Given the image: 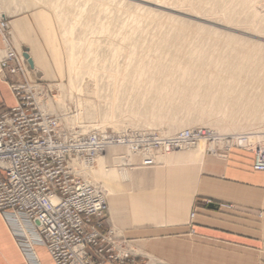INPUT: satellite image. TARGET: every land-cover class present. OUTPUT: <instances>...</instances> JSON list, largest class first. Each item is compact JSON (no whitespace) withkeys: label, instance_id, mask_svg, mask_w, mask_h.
I'll list each match as a JSON object with an SVG mask.
<instances>
[{"label":"rangeland","instance_id":"1","mask_svg":"<svg viewBox=\"0 0 264 264\" xmlns=\"http://www.w3.org/2000/svg\"><path fill=\"white\" fill-rule=\"evenodd\" d=\"M38 1V7L34 9L28 8L24 0H0V20L8 21L13 15L35 10L51 25V20L43 10L50 3L59 15L54 25L63 56L72 53L81 61L75 94L68 99L71 103L66 100V109L64 108L65 115L68 113L72 116L65 117L60 110H49L51 108L46 107L45 98L42 109H48V114L63 115L68 123L75 124V130H79L80 123L103 124L105 119L110 118L106 127L108 130L127 126L172 135L174 131L200 126L209 127L219 136L253 134L256 141L264 144V121L261 124L262 121L254 120L247 129L231 128L227 131L220 126L219 131L215 122L209 126L195 122L199 115L210 113V94L220 89L221 84L225 83L224 79L230 75L245 76L252 73L246 62L242 71L236 67L240 52L230 43L233 39L228 36V40L226 36L232 33L230 36L234 34L236 39L239 37L243 40L244 37L243 42H246V38L251 39V43L263 44L264 27H261L262 21L259 18L264 16V1L259 0L251 8L243 6L239 0ZM234 10L237 11L236 15ZM231 13L234 14L233 21L226 16ZM7 25L9 29L8 22ZM64 34L65 49L60 44V36ZM221 34L227 41L224 42ZM185 38L186 44L181 45ZM26 59L34 69L33 62L29 57ZM64 67L63 63V74ZM259 73L264 72L258 70L257 74ZM122 74H127V77L122 79ZM240 79L241 81L235 82V78H231L229 84L236 95L243 89H246L247 94L253 95L251 92L254 86L257 87L261 82L258 78ZM65 80V75L56 82L38 78V84L43 92L49 84ZM198 87L200 96L194 99ZM73 99L78 103L83 102L85 113L93 108L95 119H80L77 113L81 110L72 103ZM205 145L204 152L208 147L207 142ZM213 145L211 142V146ZM193 152L194 150H181L175 154L183 153L190 161ZM200 152L203 156V148ZM219 153L224 155L227 152ZM127 155L126 147L114 146L103 156L108 166L122 168L123 160L129 162L126 168L131 172V169L143 168L140 157L135 161L136 157L129 159ZM123 156L125 159H121ZM159 166L162 164L157 165ZM101 223L103 224L99 229L105 233L111 228L117 230L110 245L113 254L126 251L130 260H150L149 255L137 248L135 242L124 237L126 228H134L133 226L115 224L109 212ZM128 259L121 264L129 261Z\"/></svg>","mask_w":264,"mask_h":264},{"label":"crops","instance_id":"2","mask_svg":"<svg viewBox=\"0 0 264 264\" xmlns=\"http://www.w3.org/2000/svg\"><path fill=\"white\" fill-rule=\"evenodd\" d=\"M7 22L8 44L24 59L29 79L62 80L55 25L35 10ZM5 44L0 31V59ZM19 80L21 76L0 70L3 109L16 104L9 82ZM166 158L159 167L129 169L123 190L107 197L114 223L134 227L126 228L124 237L150 257L124 264H264V173L254 169L253 152L235 147L224 155L205 151L199 161L178 153L171 161ZM0 264L55 262L28 229L0 212Z\"/></svg>","mask_w":264,"mask_h":264},{"label":"built area","instance_id":"3","mask_svg":"<svg viewBox=\"0 0 264 264\" xmlns=\"http://www.w3.org/2000/svg\"><path fill=\"white\" fill-rule=\"evenodd\" d=\"M25 66L24 59L7 48L0 67L22 80L9 82L16 104L0 107V212L28 229L55 264H121L128 259L126 251L113 254L110 245L116 231L99 229L108 213L107 198L70 166L73 159L95 155L109 142L134 143L132 148L145 154L192 146L207 137L214 143L211 152H226L233 146L253 152L254 169L264 173V145L245 147V137L236 142L235 136L220 137L206 128L185 130L167 139L138 130L108 129L76 136L77 130H67L56 115L41 110L34 92L27 88L34 82ZM144 164H154L153 158L146 155Z\"/></svg>","mask_w":264,"mask_h":264},{"label":"bare ground","instance_id":"4","mask_svg":"<svg viewBox=\"0 0 264 264\" xmlns=\"http://www.w3.org/2000/svg\"><path fill=\"white\" fill-rule=\"evenodd\" d=\"M24 1L27 3L28 8H34L35 9L36 7H38V3H39L38 0H24ZM258 1L259 0H239V2L243 6H245V7L250 6V8L253 6V4H255ZM262 1H264V0H262ZM43 10L46 11L49 19L51 20V22L53 24L57 23V21L59 19V15L55 11L52 3L46 4V6L43 8ZM229 10L233 11V9H230V8H229ZM236 12L237 11L234 10L235 15H236ZM231 14H230L231 16L230 15H226V16H227V18L229 16L232 20L234 14L233 13H231ZM259 19H260V21H262L261 27L263 28L264 27V16H261ZM228 21L230 23V20H228ZM1 22L5 23V26L0 25V31L2 33L4 41L6 43L5 44L6 48H4V50H3V55L0 59V63H1V60L4 56V53L6 52L7 48H11L10 45L8 44L7 37H6V30L8 29L7 28L8 27L7 21L3 19V20H0V23ZM182 30H184V29H182ZM189 30H191V29H189ZM224 33H227V32H224ZM230 34H232V33H229V35L226 34L227 35L226 37L229 36L230 39L232 38L235 41L232 40L231 42L230 41H228V42L233 44V46L236 47V50H239V52H240V57L236 61V63H237L236 67H239L240 70L242 71L243 68L245 67L244 63L246 62L248 64V68L252 69V73L245 75V76L240 75V74L230 75V76H228V78L224 79L223 81L225 83L221 84L220 89L217 91H214L215 92L214 94H210V100H209L210 113H207L206 115H203V114L199 115L195 121L197 124H201V125H205V126L206 125L209 126L211 124H214V122H215L218 129L220 126L221 128L226 129V131L231 130V128H233L232 130H244V129H247V127H249V124H251V121H254V120L255 121L256 120L262 121V122H260L261 124L264 121V110H263V108H264V73L257 74L258 70L264 72V45H263L264 43L262 42L263 44H261V43L255 44L253 41H252L253 43H251V39H247L248 40L247 41L246 38H245L246 42H243L244 37H243V40L239 39V37H237V39H236L234 34H233V36H230ZM223 36H225V34ZM236 36H238V35H236ZM221 37H222V34H221ZM229 37H228V40H229ZM222 38L224 40L225 37H222ZM225 40H224V42H225ZM185 41H187L186 38L183 40V44L181 41V45H185L186 44V43H184ZM218 41H220V40H218ZM254 41H256V40H254ZM257 43H258V41H257ZM60 44H61L62 48L65 49V34L60 36ZM178 50H180V48ZM27 55H28L27 58L29 57V60H31L33 62L30 55L28 53H27ZM63 61H64L63 63L65 66L64 67V71H65L64 75L66 76L65 81L49 84V86H47L46 91L42 88V91L44 90L43 92H41V87L38 83H32V84L28 85L27 88L29 91L34 92V95L36 97V101L44 113L48 114V112H46V111H48V109L46 110V108H45L46 111H44L42 109V102L46 98V100H45L46 107L51 108L49 110H54L56 112H58L60 110L61 113L65 117H70V116H72V114L67 113L65 115L64 108L66 109V107H65L66 100L71 99L75 94V90H76L75 84H76L77 75H78V68L80 66L81 60H80V58L73 56L72 53H69V54H65L63 56ZM0 70L4 71L3 69H1V67H0ZM34 71H36V68L34 69ZM37 73H39V71H37ZM121 77H122V79H125L127 77V74H122ZM242 77H246V78L250 77L252 79H257V78L260 79L261 82L259 83V85L257 87L254 86L253 91L251 92L253 95L247 94L246 89H243L240 92V94H237V95L233 92V88H231V85H229L230 82L232 81L231 78H235L234 81L239 82V81H241L240 78H242ZM39 88H40V91H39ZM199 88L200 87L197 88V90L195 92L196 94H194V99L197 98L198 96H200ZM218 92L220 93L219 95H218ZM69 103H71V102L69 101ZM72 103H74L77 107L79 106V109L81 111L79 113H77V116L80 119H84L85 117L88 118L89 120L95 119V111L93 110V108H89L85 113V111L83 109L84 104L82 101L81 102L79 101V103H78L76 100H74V102H72ZM241 107H242V111H241ZM69 108H70V106H69ZM55 115L58 117V119L62 123H65L67 130L74 131V125L75 124H73V123L71 124L70 122H69L70 123L69 124L64 119V117H62L63 115L60 116L57 113H55ZM109 120H110V118L105 119V123H103V124H100V123L97 124L96 123V124L87 125V124L80 123V125H79L80 127H79V130H77V132H76V136H81L82 134H86V133H91V134L95 135L97 132H104L105 130H107L106 127L108 126L107 122ZM256 122H254V123H256ZM120 128L121 127H119L118 130H114V131L115 132L120 131V132L128 133L131 130H138V131L143 132V133L147 132L149 134L158 135V136H160V138H166L167 139V138H172V137L174 138L180 132H183L185 130H193L195 128L204 129L205 127L199 126V127H192L189 129H183L181 131H176V132L174 131V133H172V135H163L162 133L160 134V133H157L155 131H151V130L145 129V128L135 129V128H128L127 126H125L124 128H121V129ZM208 128L206 127V129H208ZM220 129H219V131H221ZM231 136H235L236 142H239L242 139V137H245L246 140L243 141V144L245 145V147H248L249 144L264 145V144L256 141L253 134H237V135H231ZM231 136H227V137H231ZM258 136H256V137L259 138ZM220 137H224V136H220ZM210 140H207V137H205V138H201V139L197 140L196 143L192 146L183 145L181 148L172 149V150H169L168 152L167 151H152V152H148L145 154L138 151L137 149L132 148V145H134V143L122 144V141H113V142H109V144L103 145L105 147H103L102 150L97 151L95 155L88 154L89 156H85L83 158L73 159L70 162V166H71L72 170L77 174V176L81 178L82 181H84L88 185L95 186L98 189V191L102 192L105 195V197L107 198V197H111V196L117 194L118 192H121L123 190V183L131 177L129 169L126 168V166L129 164V162L121 160L122 168L107 165L106 160H105V156H103V155L107 152V150L110 147H114V146L126 147L127 153H128L127 156L129 157V159L133 158V157H140L141 164L143 166L152 167V166L157 165L159 163V160L163 157L165 158L166 156H168V158H166V159H169V161H171L169 157H171L173 154H175V152H177V150L178 151H181V150L182 151H192V150H194V152L191 153L190 161H199L203 157L201 155L200 150L203 148V152H204L205 146H206L205 142H207V144H208L206 151L210 154L218 155V152H214V151L211 152L212 147L214 145L211 146ZM220 145H222L221 141H220ZM221 147H223V146H221ZM232 148H235V146L230 147V149H232ZM230 149H228L227 151H229ZM241 149H244V148H241ZM244 150L249 151L248 149H244ZM114 152H116V151H114ZM178 154H181V153H178ZM146 155H149L151 158H153L154 164H152V165L144 164V159L146 158ZM182 155H185V154L182 153ZM121 159H125V157L123 156V157H121ZM162 160L165 161V159H162ZM97 183H99V185ZM108 212H109V206H108ZM115 231H117V230L115 229Z\"/></svg>","mask_w":264,"mask_h":264}]
</instances>
